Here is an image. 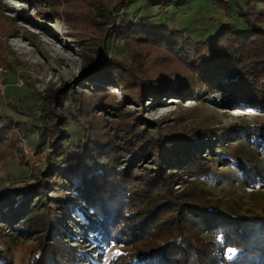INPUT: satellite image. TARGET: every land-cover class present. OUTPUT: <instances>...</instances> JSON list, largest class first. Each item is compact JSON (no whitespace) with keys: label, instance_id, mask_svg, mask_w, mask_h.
I'll return each mask as SVG.
<instances>
[{"label":"rangeland","instance_id":"1","mask_svg":"<svg viewBox=\"0 0 264 264\" xmlns=\"http://www.w3.org/2000/svg\"><path fill=\"white\" fill-rule=\"evenodd\" d=\"M149 1L163 4L150 5ZM165 1L0 0V66L6 69L7 85L6 94L0 95V202L8 200L6 192H30L32 185L36 196L43 194L40 211L34 218L28 212L31 219L26 223L15 226L0 216L5 264H128L137 262L131 256L139 252L143 241H149V237L127 240L118 230V237L112 236L114 228L106 240L97 230H85L88 222L80 208L90 216L93 208L83 199L76 200L68 182L52 171L47 150L37 151L41 138L33 125L39 102L49 97L48 104L53 105L55 98L69 92L81 96L83 112L92 122L97 145L91 162L118 156V169L111 163L106 165V181L114 186L110 185L101 198L119 220L134 224L143 219L139 214L146 205L128 197L127 171L136 173L133 182L140 184L143 175L160 169L154 154L134 156L122 151L132 143L131 135L124 131L128 122L135 121L154 133L160 127L166 136H188L202 147L201 157L209 174L198 179L186 173L165 192L163 197L168 198L166 205L162 203V213L173 209L172 214L165 213L172 215L166 223L183 218L181 198L177 197L188 187L198 202L233 212L238 218L248 217L247 226L264 220L263 97L255 98L256 105L237 103L232 99L235 95H228L233 87H224L234 76L225 77L223 69L220 76L215 72L203 80L196 72L199 64L208 66L211 62V51L200 55L201 63L193 66L192 60L184 61L170 48L138 38L124 19L127 13L139 19L151 17L154 24L183 30L191 40L206 43L226 24L242 27L244 17L233 7L232 15L222 7L232 0H171L168 7ZM253 3L257 12H264V1ZM105 38L113 41L110 51L105 48ZM114 75L125 90L110 85ZM262 84L259 87L264 92ZM9 120L19 125L21 121L30 123L9 132L4 129ZM68 175H75L74 170ZM49 205L51 215L45 212ZM161 221L157 219L156 224ZM185 227L191 232L194 228ZM197 236L198 245L212 240L195 231L190 240L196 245ZM199 256L200 261L206 258L205 254ZM197 259L198 255L194 261Z\"/></svg>","mask_w":264,"mask_h":264},{"label":"trees","instance_id":"2","mask_svg":"<svg viewBox=\"0 0 264 264\" xmlns=\"http://www.w3.org/2000/svg\"><path fill=\"white\" fill-rule=\"evenodd\" d=\"M172 1H165V5L168 7ZM183 1L187 2L188 0ZM240 1L232 0L221 5L228 14H231L233 7L240 17H244V25L239 27L234 23L226 24L214 40L206 41V43L191 40L185 36L183 30L174 31L166 25L154 24L151 17L139 19L136 14L133 16L127 13L124 19L127 21L126 25L131 27V32H135L134 34L138 38L170 48L184 61L192 60L193 66L201 63L200 55L211 51L208 52L210 54L209 61H211L208 66H199V64L196 69L199 77L201 76L204 80L215 72L218 77L221 70L224 69L225 77L234 76L231 78L230 84H224V87H233L228 90L231 92L228 95L231 97L235 95L232 99L237 103L256 105L255 98L263 97L264 99V92L259 87V84L264 83V12H257L254 0H243V5L240 4ZM149 3L150 5L163 4L150 1ZM246 8L247 11H245ZM136 23L139 25H135ZM153 24L154 26H152ZM104 42L105 48L110 51L113 41L105 38ZM223 64L224 66H222ZM104 71L101 70V73ZM111 81L112 87L125 90V85L118 76H112ZM210 83H214V80H211ZM48 98L45 97L43 101L39 102L37 107L39 112H34L36 120L34 119L33 129L41 138L37 145V151L47 150L51 163L53 162L52 171L59 174V179L63 178L68 182L74 191L76 200L83 199L93 208L94 213L91 216L83 207L80 208L85 221L88 222V226L84 227L85 230H97L103 240L109 238L113 228L114 232L111 235H116L115 237H118L120 233L127 240L137 241L140 238L149 237V241L146 243L143 241L138 246L139 252L131 256L132 261L136 259L137 262L128 264H264V220L256 224L252 223V227L247 226L245 220L248 217L246 216L238 218V215L233 212L198 202L191 187H188L186 192L177 197L181 198L180 208L184 212L183 218L165 222L172 216L169 214L173 213V209L166 210V212L169 211L168 215H165L166 212L162 213V203L166 205L165 201L168 198L163 197L165 192L170 187L173 188V184L180 181V177L186 173L195 174L191 177L198 179L207 177L209 174L201 157L202 147L197 143L198 140L188 139V136L185 135L183 139L172 134L166 136L160 127L157 129L159 132L154 133L152 129L146 128V125L142 127V124H136V121L128 122L129 128L124 131V134L131 135L132 143L122 151L134 156L154 154L153 160H156V164L160 168L143 175V182L140 184L133 182L138 175L130 173L131 169L127 171V177L130 178L128 197L131 200L142 202L140 205L146 203L142 210L144 212L139 214L143 219L128 225L126 223L130 220H119V216L115 213L112 214L101 198L110 185H113L110 181H106L109 177V168L106 165L111 163V167L118 169L116 158L118 156L113 158L110 156L109 160H104V162L99 160L91 162L90 159L95 155L93 148L97 145V140L93 138L91 119L87 113L83 112L85 109V106L82 105L83 99L81 96L69 92L61 98H55L53 105L51 103L49 105ZM38 101L40 99H37ZM8 122L4 129L9 132L22 130V124L30 123L21 121L22 123L19 125L18 122L12 120ZM28 126L26 127L27 132L29 131ZM47 138H51L50 144L46 143ZM127 143L129 144V142ZM140 148L144 149L141 153L139 152ZM106 153L108 154V152ZM162 164L170 168L162 167ZM73 170L75 175H68ZM192 181L194 180L189 182L192 183ZM33 188H35L34 185L29 188L30 192L26 191L22 194L6 192L8 200L0 202L1 219L3 218L7 223H13L16 226L17 223H26L27 220L37 216L36 214L40 211L38 203H40L43 194L40 192L36 196V189ZM36 197L37 199L34 200ZM128 197L126 198L128 199ZM168 201L171 203V200ZM136 206L139 207L138 203ZM51 208L52 205H49L45 212L51 215ZM148 209H150L149 212ZM28 212H31V218L28 217ZM147 212L148 214L144 215ZM157 219L159 221L163 219V221L156 224ZM185 225L194 227L193 231H188ZM54 226V224L51 225V232L53 229L55 230ZM164 227L166 228L164 229ZM117 230L119 234L116 232ZM146 230H151V232L147 233ZM194 230L198 231L199 235H208L212 240H209V244L198 245L200 236H197L195 240L197 246L190 240L193 239ZM182 231L190 232L192 235L187 232L180 234ZM197 247L199 248L196 249ZM228 248L238 250L231 259L227 254ZM3 251V248H0V264L6 263ZM201 254L206 255L202 261L199 256ZM197 255L198 259L194 261Z\"/></svg>","mask_w":264,"mask_h":264},{"label":"built area","instance_id":"3","mask_svg":"<svg viewBox=\"0 0 264 264\" xmlns=\"http://www.w3.org/2000/svg\"><path fill=\"white\" fill-rule=\"evenodd\" d=\"M5 72H6V69L0 66V95L2 96L6 94V88H7V85L5 84ZM25 148L27 150V147Z\"/></svg>","mask_w":264,"mask_h":264},{"label":"snow or ice","instance_id":"4","mask_svg":"<svg viewBox=\"0 0 264 264\" xmlns=\"http://www.w3.org/2000/svg\"><path fill=\"white\" fill-rule=\"evenodd\" d=\"M238 250L237 249H234V248H228L227 249V254L229 255V259L232 258V256H234L236 254Z\"/></svg>","mask_w":264,"mask_h":264},{"label":"bare ground","instance_id":"5","mask_svg":"<svg viewBox=\"0 0 264 264\" xmlns=\"http://www.w3.org/2000/svg\"><path fill=\"white\" fill-rule=\"evenodd\" d=\"M239 112H240V110H239Z\"/></svg>","mask_w":264,"mask_h":264}]
</instances>
